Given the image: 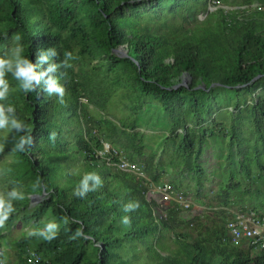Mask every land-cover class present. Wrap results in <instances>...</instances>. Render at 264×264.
I'll return each instance as SVG.
<instances>
[{"label": "trees", "instance_id": "obj_1", "mask_svg": "<svg viewBox=\"0 0 264 264\" xmlns=\"http://www.w3.org/2000/svg\"><path fill=\"white\" fill-rule=\"evenodd\" d=\"M207 2L0 0V44L19 35L23 55L33 63L38 62V54L55 49L57 54H49L38 72L50 64H60L65 52L73 54L69 61L74 64L96 59L89 70H68L69 75H65L61 67L49 73L54 77L63 74V104L55 94L44 91V80L34 92L25 94L11 74L7 76L14 88L5 103L14 105L18 118L29 125L32 142L24 144V152H18L13 148L20 134L13 130L3 139L0 156L14 154L9 175L23 193V201H13L15 211L6 223H12L17 212L35 222L47 213L62 221L51 241L27 235L14 242L20 264H29V250L41 256L33 264H130L123 255L133 253L136 243L144 242L148 235L161 232L174 235L175 247L168 248L157 238L148 247L152 264H264V253L245 245L244 240L233 243L227 235L234 203L229 200L230 191L237 183L230 180L221 188V204L204 213L202 219L199 215L187 218L183 215L187 209L177 204L167 207L165 216L159 217L153 213L155 206L146 195L148 187L140 179L92 154V148L104 140L123 149L131 160L142 159L145 135L136 130L135 116L146 103L156 102L167 113L168 135H177L182 164L197 176L203 169L196 157L206 138L217 135L228 137V147L236 148L241 168L249 176V150L243 147L245 139L236 126L244 116L253 123L255 142L262 144L254 147L253 161L264 170V96L255 95L264 86V0H238L229 9L213 3L214 10H209ZM199 8L206 17L196 18V24L177 31H159L140 22L143 14L157 15L159 10H179L191 16ZM218 92L225 93L223 100L234 106L236 117L228 127L213 118L222 105L216 100ZM116 95L129 109L128 117L117 122L108 117L90 121L88 106L104 110ZM247 96L252 97L250 103ZM244 109L248 110L246 115L241 114ZM69 121L79 126L73 136L80 162L77 171L70 163L73 154L67 152ZM51 133L56 134L55 140L49 139ZM154 157L149 154L143 161L149 181L159 180ZM88 172L98 174L102 185L93 188L90 181L93 190L77 197L74 190ZM43 190L45 194L29 208V197ZM137 201L140 207L135 211L123 210L124 205ZM242 206L249 205L233 208ZM124 216L130 217V224L122 223ZM198 218L200 226L189 241L184 227ZM77 229H82L79 237L75 236Z\"/></svg>", "mask_w": 264, "mask_h": 264}, {"label": "rangeland", "instance_id": "obj_2", "mask_svg": "<svg viewBox=\"0 0 264 264\" xmlns=\"http://www.w3.org/2000/svg\"><path fill=\"white\" fill-rule=\"evenodd\" d=\"M228 1V2H227ZM216 1L208 0L209 10H214L216 6H224L229 9L228 6L234 7L238 0ZM257 2L252 3L253 6ZM206 12L199 8L194 11L193 15L187 16L186 13H181L179 10L176 12H170L168 9L159 10L157 15L150 16L149 14H143L140 18L142 25H147L152 29H158L159 31H177L180 27L192 26L198 21L196 18L204 19ZM20 42L15 41L14 37L7 38L6 42L0 44V56H4L10 52L11 48L15 47ZM118 51H123L119 49ZM86 64L76 62L75 64L69 61L71 67L65 68V75H69L68 70L79 71L90 69L92 65L96 64V59L85 60ZM14 87L10 85V91ZM256 94H262L264 96L263 88L256 91ZM225 93H216V100L221 102V107H217L213 118L222 126L228 127L234 121L235 111L233 103L223 100ZM248 103L251 102L252 97H246ZM85 101V98H82ZM124 100L119 95L114 96L107 107L104 110L95 108L93 105H89L88 114L91 116L90 121H100L104 117L118 121L126 119L130 113L129 109L124 106ZM207 102L205 96L203 98V105L206 106ZM247 109L242 110V115H246ZM137 128L136 130L143 131L145 135L144 142L145 156L140 161H144L145 157L149 154H154L156 161L157 172L159 173V181L168 182L172 184L178 190L188 193L192 197L193 205L184 211L187 218L195 217L199 215L202 219L204 213L215 209L221 204V200L224 198L223 194H220L221 188L228 184L231 180L233 183H237L238 186L230 191L229 200L232 204V210L237 205L244 204L253 207H259L264 209V170H261L257 164L253 161L254 147L261 148V143H256L254 138V126L251 120L244 116L240 119L236 126L244 137V146L249 150L248 164L250 167L249 176H246L239 163V157L235 147L231 149L228 147V137L225 136H213L207 137L204 145L201 147L199 155L196 157L199 166L203 169V173L197 176L196 173L188 167L186 168L181 161V157L177 152V135H168L169 120L167 113L156 102H148L135 116ZM93 122L90 126H94ZM70 134H68L69 143L67 146V152L72 155L73 171H77L80 166L78 153L76 151L73 136L79 131V126L74 121L67 123ZM179 132V130H178ZM10 131H0V145L3 144V139L9 135ZM15 156L12 152L6 155L0 156V193H6L11 191L12 188H17L19 191L21 186L14 184L10 179L9 164L13 163ZM264 165V156L261 158ZM29 208H31L37 199H31ZM147 198L152 204L157 207L158 195H147ZM23 201V199H19ZM231 208V206L227 207ZM192 220V224H188L184 227V233L189 241L195 238L196 231L200 226V219ZM49 222H55L60 226L62 221L58 220L52 214H45L42 219L35 222L31 219H25L21 212L16 213V219L12 223H6L3 228H0V234L3 235L0 238V246L4 250V258L6 264H20L17 257V249L14 242L20 237L27 236L29 231L42 230ZM174 235L171 232H161L148 235L144 242H137V248L133 252L124 254L123 257L127 258L130 264H152V259L149 256L150 250L148 247L153 246L156 239L163 242L168 248H174L175 243L172 242Z\"/></svg>", "mask_w": 264, "mask_h": 264}, {"label": "clouds", "instance_id": "obj_3", "mask_svg": "<svg viewBox=\"0 0 264 264\" xmlns=\"http://www.w3.org/2000/svg\"><path fill=\"white\" fill-rule=\"evenodd\" d=\"M20 39L21 37L19 35L14 36L15 41L18 42ZM49 54L54 56L57 53L54 48H50L47 53L38 54V62L33 63L28 57L23 55V46L17 43L15 47L11 48L10 52L6 53L4 56H0V131L14 130L16 133L20 134L18 143H16L13 151L24 152V144L31 143L32 138L29 134L31 128L25 121L18 118L15 106L10 103H5L8 101L10 93V84L7 80V76L8 74H11V76L18 82L19 89L25 94L34 92L37 85H40L41 80H44V91L48 95L55 94L59 102L63 104L65 87L60 83L63 74L59 77H54L49 75V73H53L61 67H71L68 61L74 59V57L71 52H65L64 59L60 64H50L47 69L38 72V66L49 59ZM55 137L56 134L51 133L49 139L55 140ZM2 150L3 146L0 145V151ZM90 181L93 182V188L102 185V181L98 174L95 172H88L83 175V179L80 180L78 188L74 190V194L81 198L85 196V193L92 191L93 189L89 188ZM19 199H23V193L15 187L12 188L11 191L0 193V228L4 227L9 216L15 211L13 201ZM139 207L140 205L137 201L135 203L124 205L123 210L125 212H132ZM64 222L68 223L66 218ZM77 222L78 221H76V223ZM122 223L130 224V217L124 216L122 218ZM58 230L59 225L57 223L49 222L42 230L29 231L28 235H37L45 240L51 241L56 237ZM81 235L82 229H77L75 236L79 237ZM3 256L4 250H0V257ZM0 264H6L5 259H0ZM29 264H32L31 260H29Z\"/></svg>", "mask_w": 264, "mask_h": 264}, {"label": "built area", "instance_id": "obj_4", "mask_svg": "<svg viewBox=\"0 0 264 264\" xmlns=\"http://www.w3.org/2000/svg\"><path fill=\"white\" fill-rule=\"evenodd\" d=\"M256 8L260 9V6ZM92 154L107 165L131 173L140 179L148 187L146 195L156 193L158 206L153 211L155 215L165 216V210L170 205L177 204L184 209H189L193 205L192 197L188 193L178 190L172 184L159 180L149 181L145 163L140 160H131L123 149L102 140L100 146L92 148ZM226 230L231 242L238 243L244 240L245 245L264 253V209L242 206L233 210L232 216L227 221ZM0 250H3L1 246ZM40 259V254L34 250H29L26 254L28 263L29 260L32 264L38 263Z\"/></svg>", "mask_w": 264, "mask_h": 264}, {"label": "water", "instance_id": "obj_5", "mask_svg": "<svg viewBox=\"0 0 264 264\" xmlns=\"http://www.w3.org/2000/svg\"><path fill=\"white\" fill-rule=\"evenodd\" d=\"M43 194H45V191L44 190L42 191L41 194L32 195V198L31 199H37V200H39L42 197Z\"/></svg>", "mask_w": 264, "mask_h": 264}]
</instances>
